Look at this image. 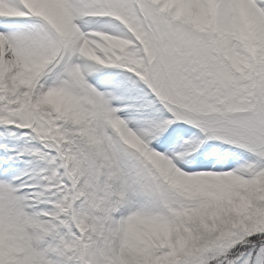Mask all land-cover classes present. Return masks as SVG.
I'll list each match as a JSON object with an SVG mask.
<instances>
[{"label": "snow or ice", "instance_id": "1", "mask_svg": "<svg viewBox=\"0 0 264 264\" xmlns=\"http://www.w3.org/2000/svg\"><path fill=\"white\" fill-rule=\"evenodd\" d=\"M0 264H264V0H0Z\"/></svg>", "mask_w": 264, "mask_h": 264}]
</instances>
